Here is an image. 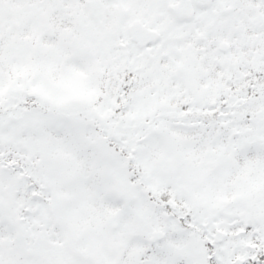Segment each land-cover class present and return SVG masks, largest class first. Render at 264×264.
Wrapping results in <instances>:
<instances>
[{
	"label": "snow or ice",
	"instance_id": "1",
	"mask_svg": "<svg viewBox=\"0 0 264 264\" xmlns=\"http://www.w3.org/2000/svg\"><path fill=\"white\" fill-rule=\"evenodd\" d=\"M0 264H264V0H0Z\"/></svg>",
	"mask_w": 264,
	"mask_h": 264
}]
</instances>
